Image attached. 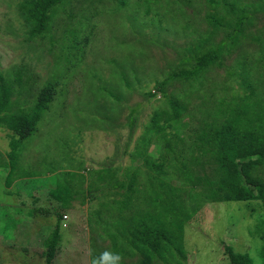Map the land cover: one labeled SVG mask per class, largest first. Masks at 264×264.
Wrapping results in <instances>:
<instances>
[{
  "label": "rangeland",
  "instance_id": "rangeland-1",
  "mask_svg": "<svg viewBox=\"0 0 264 264\" xmlns=\"http://www.w3.org/2000/svg\"><path fill=\"white\" fill-rule=\"evenodd\" d=\"M21 1L0 0V72L13 80V99L24 106L33 105L52 78L60 76V85L37 132L21 148L11 186L6 179L12 131L0 127V264H46L57 228L61 237L52 264H92L93 238L102 247L111 243L97 237L102 227L95 224L97 201L87 195L88 170L115 168L119 178L129 166L148 170L133 153L154 113L169 108L157 84L174 71L192 68L200 45L205 52L224 43L220 62L197 80L179 79L166 87L167 96L177 95L188 106L177 122L181 136L193 135L204 120H211L205 110H212L220 97L243 94L244 69L264 83V10L248 7L252 22L232 44L233 26L217 27L210 19L216 12L230 21L236 17L222 2L216 7L210 0H149L147 13L146 0H71L58 9L47 35L30 40ZM78 40L83 51L75 49ZM22 70L31 78L20 94L15 79ZM214 84L216 94L210 92ZM156 143L153 138L148 149L154 156ZM66 181L84 184L61 207L50 190ZM263 236L262 201L208 202L185 227L187 258L171 263L157 258L154 264H227L228 245L264 264ZM124 259L136 263L143 258Z\"/></svg>",
  "mask_w": 264,
  "mask_h": 264
},
{
  "label": "trees",
  "instance_id": "trees-1",
  "mask_svg": "<svg viewBox=\"0 0 264 264\" xmlns=\"http://www.w3.org/2000/svg\"><path fill=\"white\" fill-rule=\"evenodd\" d=\"M146 1L148 13L150 4L149 0ZM69 2L71 0H22L19 9L28 26L29 39L47 35L58 9ZM210 2L216 7L222 2L226 12L237 13L231 21L220 12L210 15L211 22L217 27L224 23L233 26L234 32L229 35L232 44L239 41L245 25L252 22L253 16L248 7L252 9L253 6L255 11L264 10V2L253 5H243L237 0ZM88 39L89 36L85 41ZM223 44L205 52H201L203 45H200L196 49L200 54L195 57L192 68L174 71L158 82L157 91L167 98L169 108L154 113L141 147L133 153L135 160L143 159L148 170L129 166L122 174L123 178H119L115 168L111 167L88 170L87 195L97 201L95 224L102 227L97 237L111 243L109 248L102 247L93 238L92 264H107L101 258L105 250L118 253L121 264H154L157 258L166 263H171L176 257L179 261L185 260V227L203 205L234 200H257L264 204V83L244 69L240 77L243 94L233 95L229 100L220 97L212 110H205L206 117L211 120H204L188 137L181 136L177 128L180 117L189 112L188 106L180 102L183 100L177 95L167 96L166 93V87L171 82L197 80L209 66L220 62ZM76 48L84 50L80 40L76 42ZM24 74H28V78H23ZM59 77L52 78L39 89L33 105L24 106L13 99L17 90L13 80L0 72V127L12 131L7 186L14 181L24 142L37 132L39 122L54 100L60 85ZM30 78L29 71L18 72L15 82L21 85L20 94ZM215 85L210 89L212 94H216ZM148 94L155 96L151 91ZM153 138L160 142L156 143L157 156L148 150ZM66 182L57 183L50 190L51 198L62 203L61 207H67L71 196L84 184V181L77 184ZM97 182H102L101 186L108 189L102 186L98 194L96 191L101 186ZM111 188L117 190L111 192ZM59 217L62 215L59 214ZM60 237L57 228L49 245L46 264H52ZM226 249L227 264H255L249 253L236 251L231 245ZM137 255L143 259L136 263L124 261V258H135ZM261 255L264 263V244Z\"/></svg>",
  "mask_w": 264,
  "mask_h": 264
},
{
  "label": "clouds",
  "instance_id": "clouds-1",
  "mask_svg": "<svg viewBox=\"0 0 264 264\" xmlns=\"http://www.w3.org/2000/svg\"><path fill=\"white\" fill-rule=\"evenodd\" d=\"M101 258L106 260L107 264H121L120 255L109 250H105V252L101 254Z\"/></svg>",
  "mask_w": 264,
  "mask_h": 264
},
{
  "label": "built area",
  "instance_id": "built-area-1",
  "mask_svg": "<svg viewBox=\"0 0 264 264\" xmlns=\"http://www.w3.org/2000/svg\"><path fill=\"white\" fill-rule=\"evenodd\" d=\"M64 217L66 218V217H67V215H64Z\"/></svg>",
  "mask_w": 264,
  "mask_h": 264
}]
</instances>
